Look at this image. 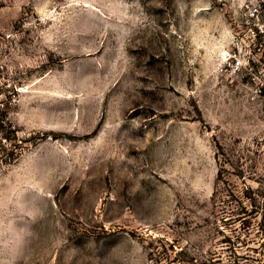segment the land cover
<instances>
[{
  "label": "rangeland",
  "instance_id": "obj_1",
  "mask_svg": "<svg viewBox=\"0 0 264 264\" xmlns=\"http://www.w3.org/2000/svg\"><path fill=\"white\" fill-rule=\"evenodd\" d=\"M0 264H264V0H0Z\"/></svg>",
  "mask_w": 264,
  "mask_h": 264
},
{
  "label": "built area",
  "instance_id": "obj_2",
  "mask_svg": "<svg viewBox=\"0 0 264 264\" xmlns=\"http://www.w3.org/2000/svg\"><path fill=\"white\" fill-rule=\"evenodd\" d=\"M240 64V61L238 59H235L232 64H230L231 69L238 68V65Z\"/></svg>",
  "mask_w": 264,
  "mask_h": 264
},
{
  "label": "trees",
  "instance_id": "obj_3",
  "mask_svg": "<svg viewBox=\"0 0 264 264\" xmlns=\"http://www.w3.org/2000/svg\"><path fill=\"white\" fill-rule=\"evenodd\" d=\"M250 212H252V210H250Z\"/></svg>",
  "mask_w": 264,
  "mask_h": 264
}]
</instances>
